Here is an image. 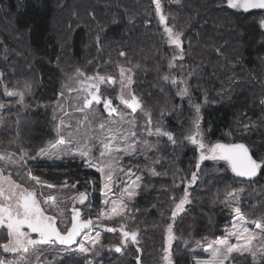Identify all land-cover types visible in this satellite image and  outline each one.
<instances>
[{"label": "trees", "instance_id": "trees-1", "mask_svg": "<svg viewBox=\"0 0 264 264\" xmlns=\"http://www.w3.org/2000/svg\"><path fill=\"white\" fill-rule=\"evenodd\" d=\"M159 2L165 24L160 23L153 0H0V85L24 91V83L30 82L26 108L55 103L62 85L77 69L107 77L124 67L133 71L132 93L142 110L175 135L176 145L162 140L165 149L155 167L157 174L137 171L142 180L125 228L138 233L135 245L142 256L114 250L110 242L122 237L117 229L104 232L98 254L88 257L93 264H161L169 224L175 237L170 242L172 264H196L204 254L203 245L223 238L231 224V206L222 201L233 188L244 189L237 203L247 219L264 218V171L245 179L236 177L230 167L208 162L197 170L195 152L184 140L195 109L188 98L180 99L170 81L162 79L165 74L187 78L191 101L200 105L199 124L206 141L244 143L255 159H264V28L260 25L264 10L238 12L225 0ZM165 27L180 33L183 59H173L181 52L168 43ZM172 62L175 68L169 67ZM16 115L11 109L5 118L9 125L0 128V147L5 145L0 149L14 146ZM40 141L33 145L29 141V150L41 148ZM136 164L140 166V159ZM29 166L44 184L90 194L89 216H98L102 208L98 172L76 160ZM193 172L198 178L189 184ZM185 186L191 203L173 219ZM1 235L5 240L4 230ZM234 256L231 264H254L249 255ZM54 264H86V259L68 251Z\"/></svg>", "mask_w": 264, "mask_h": 264}, {"label": "snow or ice", "instance_id": "snow-or-ice-1", "mask_svg": "<svg viewBox=\"0 0 264 264\" xmlns=\"http://www.w3.org/2000/svg\"><path fill=\"white\" fill-rule=\"evenodd\" d=\"M176 2L179 3V0H176ZM153 3L156 5V14L160 19V23L165 24V17L161 14L159 0H153ZM226 6L230 9H242L244 12H248L250 9H264V0H226ZM260 25L264 28V18L260 20ZM164 31L167 33L168 43L180 49L181 52L180 55L174 56L173 59H183L180 33H174L169 27H165ZM121 55L125 54L121 52ZM169 67L175 68L176 65L170 63ZM125 71L124 67H120L123 87H127L124 84ZM75 79L82 86L80 91L86 93L83 97L77 96V100L82 101V103H78L74 109L76 112L83 114V123L78 121L75 126V133H73L70 130L73 125L70 122L65 123L61 119L60 123L56 126L59 139L51 144L50 147L56 149L57 145L65 144L69 145V147L66 149L61 148L56 152L42 149L38 156L33 157V159H48L53 162L64 158L80 159L85 166L96 168L101 174L102 181H104L101 189V195L105 197L103 203L105 205L110 204L111 207L110 209L103 210L96 221L92 218L81 219V210L74 207L72 209L71 227L65 231H61L57 220L63 215L64 209L59 207V202L56 201L53 195H44L42 191H38V189H42L45 186L48 188L55 186L52 184L44 185L42 179L31 172L28 173L29 179L35 181V184L32 186L21 184L12 179L10 174L5 175L4 173L10 166L15 168L19 164L13 158L14 154L12 152H0V162H3V166H0V227L7 229L8 236L7 242L0 243V249L6 254H13L14 259L12 264H40L37 246L55 244L70 249L73 254H82L86 259V264H93L92 260L88 259V257L98 254L97 245L101 243V237L98 232L95 233L94 238L91 236L94 227L103 226L98 221H111L117 216L122 217L124 215L129 209L128 200L124 198L125 194L129 200L138 195L137 189L140 187L142 178L139 176L133 178V169L131 167H123L120 161L125 156L134 157L138 154H146L148 150L152 149V142L143 136H138V129L141 126L134 119H127L123 113L113 106L110 99L105 97L102 100L100 83L106 80L112 82L115 79L114 77H105L99 74L94 76L87 75L85 72L77 69ZM162 79L165 82L170 81L176 88V94L181 99L188 98L195 109L196 118L193 121V129H189L185 135V139L190 141L199 153L196 163L197 170L200 169L201 162L211 160L226 162L236 177L252 179L259 172L264 171V159H255L251 149L244 143H206L199 124L200 105L192 103L186 79L169 74H165ZM131 82V77H127V84ZM30 89L31 83L25 82L24 91L18 92L5 89V93L8 96L19 97L18 102L23 104L25 92L30 91ZM102 102L105 111L111 118L107 122L97 121L92 108L94 103L100 104ZM120 102L129 108L132 113H135L138 109L142 110L141 101L134 93H130V99L121 95ZM116 117H119V119H116ZM54 119H57V117H54ZM125 125H130V128H126ZM244 127L247 129L249 125L246 124ZM62 128L69 129L67 138L61 133ZM82 129L83 131H81ZM143 130L149 137L155 136L158 140L159 138L166 137L172 144L175 145L177 143L175 135L166 130L161 124L152 125L151 116H149L147 124L143 126ZM94 149L99 151V156L96 155ZM152 171L153 174H157L154 169ZM118 174L128 177L126 181H123L122 185L117 184L113 178ZM197 178V172H193L189 184L195 183ZM114 187H122V194L112 199L109 194H114ZM243 191V188H233L227 191L226 198L222 203L226 207L231 206V210L234 213L232 230L227 233L225 238L218 239L205 248L204 252L207 253L208 258L197 260L196 264H225V261L235 260L234 253L240 256H244L247 253L253 257L254 264H264V243H253L258 238L260 241H264V218L251 221L255 225V228L260 230L259 232L250 230L249 227L245 226L248 220L242 208L239 204L233 205L232 203L233 201L240 200L239 193ZM72 198L78 199L79 203L84 204L88 199V194L86 192H79ZM189 203H191L190 193L188 186H185L183 196L179 199L178 203H175V210L172 212L173 219L178 214V211H183L185 205ZM49 208L55 209L57 215L50 214ZM124 227L121 224L120 232L123 238L121 244L126 246L129 239L133 243H136L138 233L135 231H125ZM106 230L109 232L117 231L114 227H106ZM166 232V240L169 243L164 248L163 260L165 264H172L170 242L175 237L171 224L167 226ZM82 233L88 238L78 240L77 238L81 237ZM232 238L235 239V243L230 242ZM73 245H77V247L73 249ZM114 250L121 252L122 248L115 246ZM137 251H139V248ZM29 253L33 254L34 260L33 256H29ZM0 264H9V262L5 257H0Z\"/></svg>", "mask_w": 264, "mask_h": 264}, {"label": "rangeland", "instance_id": "rangeland-1", "mask_svg": "<svg viewBox=\"0 0 264 264\" xmlns=\"http://www.w3.org/2000/svg\"><path fill=\"white\" fill-rule=\"evenodd\" d=\"M225 2H226V0H225ZM234 10L238 11V12L243 11L242 9H234ZM250 10H262V9H250ZM55 23H56V21H55ZM62 44H65V41ZM125 69H126V71L124 74V76H125L124 84H126L127 87H123V85H122L121 76H120V68L118 69V71L114 75H112V77L115 78L114 81L109 82L106 80L105 82L100 83L99 86L101 89L102 100L105 97L110 99L112 101L113 106H115L121 113H123L127 119H129V120L134 119L141 126L138 129V136H143L144 138H146L152 142V149L148 150L146 152V154H138L134 157L125 156L123 158V160L120 161V163L123 165V167H125V168L131 167L133 169V173H134L133 178H135V176L140 177V175H138V173H137L138 170H139V172H145V173L151 175V174H153L152 170L154 169L155 173H156L155 167H156V165H158L160 163L159 161L161 159L162 149H165V145H164L165 143L162 141L164 139V137L159 138V140H158L157 137H155V136L149 137V136H147L146 132H144L143 126L147 124L148 118L150 116V114L148 112H146V110H140L136 114H134L131 112V110L129 108H127L125 105H123L120 102L121 95L130 99V93H132V87H133V71L128 69V68H125ZM128 70H130V71H128ZM170 74H172V71L170 72ZM69 77H71V78H69ZM69 77L66 78V79L69 78L68 81L66 80L64 82V84L62 85L63 90L61 91V93H63V95H61V93H60V97L58 98V100L55 103H53L52 105H48V106L43 105V106H38V107L26 108V105H25V97L26 96L25 95H24V102H23V104H21L18 102L19 97L6 95L5 89H7V88L3 85H0V99L3 100V98H5V102L0 101V105H2V107H0V128L2 129L4 124H5V126L9 125V122H6L5 118L7 116H9V111H11V109L14 110L17 114L16 119L14 120V123L16 125V130H15L16 135H15V139H14V146L10 149H5V150L0 149V152H5V153L12 152L14 154L13 158L18 161L19 166L15 167V168L10 166L4 174L5 175L10 174L12 179L20 182L21 184H26L28 186H32L35 184V181L30 180L29 176H28V173L29 172L32 173V169H35L32 166H29L30 163L37 164L40 161V162L49 163V164H60V163L75 161V160L82 162L80 159L73 160L71 158H64L62 160H56L55 162L48 160V159H40V158L33 159V157L38 156V154L41 152L42 149H47L49 151L56 152L61 148L66 149L69 147V145H67V144L57 145L56 149H52L50 147L51 144L55 143L59 139V136H58L57 130H56V126L60 123L61 119H63L65 121V123L70 122L73 125V127L70 129L73 133H75V126H76L77 122L79 121V122L83 123V114L76 112L74 109L78 103H82V101L77 100V96L83 97L84 95H86V93L80 91L82 86L76 82V79H75L76 73H74V75L69 76ZM127 77H131L132 82L130 84H127ZM0 78H1V75H0ZM80 79H83V78H80ZM187 82H188V80H187ZM173 89L176 90L175 87ZM191 90L192 89L189 86V93H191ZM10 91L22 92L23 90L22 89H20V90L14 89V90H10ZM58 105H59V107H58ZM92 108H93L94 115H95V118L97 121L107 122L111 119L108 116V113L104 109L103 102L100 103L99 105L93 104ZM26 109H28L30 111H27ZM48 111H49V113L47 114L46 112H48ZM28 114H30V115H28ZM54 117H57V119H54ZM116 119H119V117H116ZM151 120H152V125L155 126L157 123H155L152 118H151ZM161 125L165 128L164 123H162ZM125 127L130 128V125H125ZM189 129H193V120H192V123L187 127L185 135L188 133ZM68 131H69V129H64V128L61 129V133L65 136V138H67V136H68ZM81 131H83V129ZM40 140L43 142V144L45 142L44 147L38 148L36 150H34V149L29 150L31 148V145H33V143L35 141L38 142ZM184 140L187 142V145L189 146V148H192V150L195 152V156H196V160H197L199 153L196 151L195 146L192 145L190 143V141L186 140L185 138H184ZM29 141H30L31 145L29 144ZM206 143L214 144L217 142L206 141ZM172 145H174V144H172ZM2 146L5 148V145H2ZM2 146L0 148H2ZM94 151H96V150L94 149ZM96 155L99 156V151H96ZM146 156H147V158H146ZM138 159H140V161H141L140 166H139V164L138 165L136 164V160H138ZM205 162L213 163L215 167H217V166H221L222 168L224 166L229 167L227 165V163L224 161H211V160L203 161V162H201V165ZM0 166H3V162H0ZM84 166H85V164H84ZM88 168H90V167H88ZM90 169H93L96 172H98L96 170V168H94V167L90 168ZM98 173L100 174V172H98ZM191 175H190V179H191ZM100 176H101V174H100ZM113 178H114V180H116V183L120 184V185L123 184V181H126L128 179V177L122 176L119 174L117 176H114ZM101 181H102V179H101ZM103 183H104V181H102V183H101V189H102ZM44 185H47V184H44ZM38 191H42L44 195H48V194L53 195L56 198V201L59 202V207L64 209L63 215L57 220V224H58L61 231H65L67 228L70 227L71 219H72V215H73L72 209L74 207L76 209L81 210V213H82L81 219L92 218L94 221H96L97 218L102 214L103 210L110 209V207H111L110 204L105 205L103 203V200L105 199V197H102V195H101L102 208H101L98 216L90 217L89 216L90 194L87 193L88 199L85 201L84 204H81V203H79L78 199L72 198L73 196H75L78 193L73 191L70 188L58 189V188H54V187L48 188L45 186L42 189H38ZM113 192H114V194L110 193L109 195L111 196L112 199H115L117 196H120L122 194V187H120V188L114 187ZM137 192H138V189H137ZM136 196L129 200L125 194L124 198L126 200H128L129 209L124 213V215L122 217L117 216L111 221H109V220L98 221V223H100L103 226L94 227V229L91 233L92 238H94L95 233L98 232L100 234L101 241H102V235L104 234V232H108L106 230V227H115L116 229H120L121 224H123L125 226V220L128 216V213L132 211L131 205H132L133 201L135 200ZM50 204H51V202H50ZM235 204H238L237 201H234L233 205H235ZM48 210H49L50 214L57 215L55 209L49 208ZM233 217H234V213H233ZM247 220H248V223L245 226L249 227L250 230H253L256 232L260 231L259 229L255 228V225L253 223H251V220H249V219H247ZM232 224H233V218H232L230 226L226 229L223 238H225L227 236V233L232 230ZM0 230L5 231V237H6L4 240V239H2L3 235H1L0 240L7 242V239H8L7 229L0 227ZM124 230L132 232L131 230H127L125 227H124ZM33 235H35V234H33ZM82 238L87 239L88 237L84 236V234L82 233L79 240H81ZM122 239H123L122 237L121 238L116 237L110 243L114 244L113 245L114 247L120 246L122 248V250L127 251V253H132V255L134 254L133 255L134 257L137 256L140 258L142 256L141 250L137 251L138 246L135 245V243H133L134 244L133 247L129 246L128 242L125 246V245L121 244ZM220 239H222V238H220ZM115 240H117V242H115ZM166 242H167V240H166ZM230 242L235 243L236 241L234 238H232L230 240ZM212 243L213 242H209L207 244H204L203 245V252H204V249L207 248ZM253 243L254 244L264 243V241H260L258 238ZM51 246H53V245H39V246H37V248L39 249V253H37V254L40 255V264H54V263H56V261L59 260V256L68 254V251L72 253V251L70 249H67L64 246H61L59 244H56V246H57L56 248L55 247L52 248ZM100 246H101V243H100V245H97V249ZM113 246H111V250H112ZM74 247H75V245L72 246L73 249H74ZM76 247H77V245H76ZM234 254H236V253H234ZM202 255L203 256L198 257L196 259V262H197V260H204V259L208 258L207 253L204 252V254H202ZM245 255H249V254L245 253ZM29 256H33V254L29 253ZM0 257H5V258L9 257L7 259L9 264H12V260H10V259L14 258L13 254H6L3 252L2 249L0 251ZM248 257H250V259L253 260V257L251 255H249ZM33 260H34V256H33ZM140 263H141V261H140ZM161 264H165V261L162 260ZM225 264H231V261H225Z\"/></svg>", "mask_w": 264, "mask_h": 264}, {"label": "water", "instance_id": "water-1", "mask_svg": "<svg viewBox=\"0 0 264 264\" xmlns=\"http://www.w3.org/2000/svg\"><path fill=\"white\" fill-rule=\"evenodd\" d=\"M161 14H162V13H161ZM158 18H159V17H158ZM94 104H95V103H94ZM95 105H99V104H95ZM242 178H244V177H242ZM253 178H254V177H253ZM245 179H248V178H245ZM78 238H79V237H78ZM78 238H77V239H78ZM130 242L133 243L131 240H130Z\"/></svg>", "mask_w": 264, "mask_h": 264}, {"label": "crops", "instance_id": "crops-1", "mask_svg": "<svg viewBox=\"0 0 264 264\" xmlns=\"http://www.w3.org/2000/svg\"><path fill=\"white\" fill-rule=\"evenodd\" d=\"M44 145H45V142H44V144L42 145V147H44ZM42 147H41V148H42Z\"/></svg>", "mask_w": 264, "mask_h": 264}]
</instances>
